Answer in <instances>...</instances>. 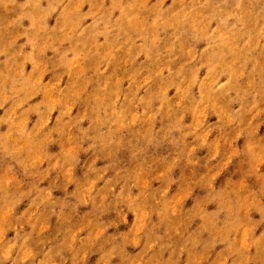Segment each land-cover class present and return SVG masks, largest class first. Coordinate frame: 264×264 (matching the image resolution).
Here are the masks:
<instances>
[{
    "label": "rangeland",
    "instance_id": "1",
    "mask_svg": "<svg viewBox=\"0 0 264 264\" xmlns=\"http://www.w3.org/2000/svg\"><path fill=\"white\" fill-rule=\"evenodd\" d=\"M0 264H264V0H0Z\"/></svg>",
    "mask_w": 264,
    "mask_h": 264
}]
</instances>
